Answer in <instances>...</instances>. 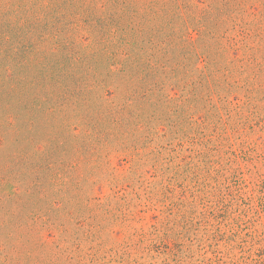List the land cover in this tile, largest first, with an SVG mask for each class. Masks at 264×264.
Returning <instances> with one entry per match:
<instances>
[{"label":"rangeland","instance_id":"rangeland-1","mask_svg":"<svg viewBox=\"0 0 264 264\" xmlns=\"http://www.w3.org/2000/svg\"><path fill=\"white\" fill-rule=\"evenodd\" d=\"M6 31L25 47L0 56V264H264V0H0ZM62 33L68 61L103 39L145 68H103L122 98L96 141L99 103L52 117L31 81Z\"/></svg>","mask_w":264,"mask_h":264},{"label":"trees","instance_id":"trees-1","mask_svg":"<svg viewBox=\"0 0 264 264\" xmlns=\"http://www.w3.org/2000/svg\"><path fill=\"white\" fill-rule=\"evenodd\" d=\"M71 1V0H70ZM101 9L104 11L108 7L109 4L107 3H101ZM44 6V4H39L38 3V9H41ZM149 7V6H148ZM89 8V7H88ZM88 8L84 9V13H87L86 16L88 17L90 21V26L87 28L93 31L92 27H95L94 25H97V21L95 19H92L90 11L95 10L99 11L96 7H91L92 9ZM16 9L18 10L19 16L18 18L20 19V22L18 23L21 29L24 28V26L27 24V21L29 20V15L28 11H26L23 7L22 4H19L16 6ZM82 12V13H83ZM100 12V11H99ZM90 13V14H89ZM40 14L42 17L46 16L45 19L50 22V25L52 24H62L65 23V21H69V24L75 23V17L73 18H67L65 13H62L57 10H51L49 12H43L40 11ZM102 14V12H100ZM77 16V15H76ZM91 19H90V18ZM71 20V21H70ZM108 19H106V22ZM10 22V21H8ZM64 28L66 24L63 25ZM97 29V28H95ZM32 32L34 30L32 29ZM60 31H56L58 33ZM67 31H65L66 33ZM49 33V31L47 32ZM69 33V32H68ZM48 35V34H47ZM47 35H42V39H45ZM61 35H56L53 37L56 39L54 43V47L52 48V51L55 53L60 52V54L57 56V59H54L55 54L51 56L48 60L37 63V69L32 73L31 75V81L35 83L39 87V89L43 92V99L44 102L47 103L49 108H47V113H49L52 117L58 116L63 112V109L69 107V105L73 102L72 99L78 97L77 103H80L82 107H88L93 104L99 103V107L96 109L98 114L97 117H94L96 119H91L87 121L85 117H79L82 119L83 125H85V129H88V126L93 128L95 130V134L90 130V135L84 136V140H94L96 141L97 137H100V133L104 131V123L106 122V118L112 113V111L117 108L118 106L121 105V98L117 94V89L114 87V92L115 94L111 98H105L103 96V91L108 90V86L106 85V80L101 79L99 77V74L103 72L104 70H107V73L105 76L115 77L114 74H120V76L128 78L131 77L133 74L132 72L134 71L136 75H143L145 72V68L141 67L137 61L131 60L130 56L125 55V60H118L116 62L115 57L117 56L114 51L110 50V46L105 45V42L103 39H99V44L100 46L97 48H93L95 51H93V57L98 58V57H104L105 60L103 61H98V62H92L90 61V56L88 55L84 56V54H78L76 57H74V54L72 58L68 61L67 59L69 56L65 53V49H68L69 52L74 50L73 48L75 45H70L66 40H62ZM103 35L102 32H99L97 35L94 36H99ZM50 36V35H49ZM12 35L9 31H6L0 36V56H6L8 60H14L17 59L18 55L19 58L24 57V44L22 39H18L17 42L20 46L14 47L12 49H5V45L10 41ZM95 45H93L94 47ZM34 56L36 59L39 58V52L38 51H33ZM15 56V57H14ZM79 62V65H73L74 62ZM12 64L15 63V66H23V67H28V59L25 61H22V63L16 61V62H11ZM84 64L86 67L81 66ZM99 64V66H97ZM106 64V67L104 65ZM67 65H70L68 68ZM95 67V68H93ZM117 67H119L118 70ZM11 67L8 69L10 70ZM115 70L117 72H115ZM147 77V75H146ZM6 80L9 81H15L19 83L16 79H14V75L10 73L8 76L5 77ZM55 89L57 90V93H55ZM150 89H148L149 91ZM88 91L95 92L94 96H88L87 94H92L88 93ZM147 91V92H148ZM36 100L34 101V103ZM60 104L61 108L60 109H55V105ZM124 104V103H122ZM40 104H36V106L39 107ZM42 108V107H41ZM40 108V109H41ZM30 109V107H28ZM77 118L75 115L71 116ZM87 122V123H86ZM116 124V122H115ZM103 126V127H102ZM75 130H77V127H74ZM102 128V129H101ZM84 129V127H83ZM100 139V138H99Z\"/></svg>","mask_w":264,"mask_h":264}]
</instances>
